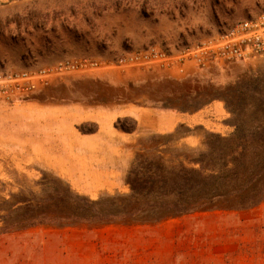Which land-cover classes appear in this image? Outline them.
I'll use <instances>...</instances> for the list:
<instances>
[{"label":"rangeland","instance_id":"rangeland-1","mask_svg":"<svg viewBox=\"0 0 264 264\" xmlns=\"http://www.w3.org/2000/svg\"><path fill=\"white\" fill-rule=\"evenodd\" d=\"M262 10L264 0H6L0 2V66L27 65V50L40 64L83 53L113 56L150 42H192ZM257 68L264 63H217L185 75L108 68L67 74L21 102L0 104V215L11 211L5 220H21L26 209L14 210L13 204L31 197L29 188L38 198L42 188L67 185L99 200L103 210L134 208L143 199L127 196L124 178L136 154L176 165L198 155L193 149L204 147L206 131L230 136L231 115L213 96L232 90ZM125 106L183 113L176 127L182 126L135 135L137 127H118L137 124L120 114ZM92 112L102 113L103 129L111 131L102 135L113 143L102 150L111 154L106 160L88 159L80 145L99 129L97 120L84 119ZM257 115L247 109L242 117L256 125ZM257 143L245 161L260 176L235 200L264 196V146ZM117 172L122 180L109 191H90L105 174ZM150 217L148 212L111 223L42 224L0 234V264H264V200L242 209Z\"/></svg>","mask_w":264,"mask_h":264},{"label":"trees","instance_id":"trees-1","mask_svg":"<svg viewBox=\"0 0 264 264\" xmlns=\"http://www.w3.org/2000/svg\"><path fill=\"white\" fill-rule=\"evenodd\" d=\"M224 28L226 27L218 30ZM187 42L190 41L179 44ZM24 58L30 61L27 65L39 64L36 63L38 58L32 50H27ZM213 98L221 99L224 108L230 113L228 121L234 127L232 134L222 136L220 133L206 131L202 142L204 147L193 149L198 155L184 156L176 165L166 166L160 157L155 159L136 154L124 178L130 190L127 196L143 199L134 208L103 210L99 208V200H90L77 194L68 185L63 190L56 186L51 190L42 188L38 198L29 188L27 192L31 197L20 196L13 204L17 205L14 210L26 209L23 218L8 222L5 218L11 211L0 215V234L42 224L111 223L134 219L137 215L148 212L151 214L148 220L158 221L199 210L242 209L259 204L264 196L247 202L241 198L235 199L248 190L261 173L248 170L245 158L249 153H254L260 144L257 143L259 140L261 146H264V68H257L237 80L232 90L215 94ZM247 109L258 114V124H247V120L242 117ZM181 126L179 124L174 132ZM118 127L131 132L136 129L137 124L134 121L131 126ZM44 175L42 171V176ZM236 201H239L238 205L235 204ZM19 203L24 207H19Z\"/></svg>","mask_w":264,"mask_h":264},{"label":"built area","instance_id":"built-area-1","mask_svg":"<svg viewBox=\"0 0 264 264\" xmlns=\"http://www.w3.org/2000/svg\"><path fill=\"white\" fill-rule=\"evenodd\" d=\"M237 61L264 63V10L184 44L150 43L113 56L65 55L53 62L0 66V104L21 102L67 74L136 68L185 75L192 69Z\"/></svg>","mask_w":264,"mask_h":264},{"label":"crops","instance_id":"crops-1","mask_svg":"<svg viewBox=\"0 0 264 264\" xmlns=\"http://www.w3.org/2000/svg\"><path fill=\"white\" fill-rule=\"evenodd\" d=\"M221 107V106H220ZM120 114L122 115H131L137 120V131L135 135L143 134L145 131H156V132H165V131H171L174 130L176 125L179 123L181 119V115L183 113H156L150 109H145L141 107H134V106H125L121 109ZM204 115V113L202 114ZM223 118V116L221 117ZM86 120H97L100 123L98 131H96L90 138H82V143L80 145L83 147V154L85 157H87L90 160H106L107 158H110V153L103 152L107 146H110V144H113L109 141H104L102 138V135L104 132L111 133L110 130L103 129L102 122L103 120V114L100 112H92L90 115L85 116ZM207 119L200 121V123H203ZM138 132V133H137ZM131 135V134H129ZM125 137V136H122ZM61 173L65 176L67 175V171H61ZM105 179L100 180L97 183L96 186L93 185L94 188L90 189V191H100L105 190L109 191L111 187L113 188L115 186L116 182H120L122 180V174L117 172L114 173H107L105 174ZM117 185V184H116Z\"/></svg>","mask_w":264,"mask_h":264}]
</instances>
